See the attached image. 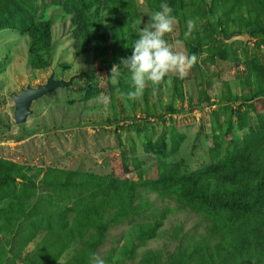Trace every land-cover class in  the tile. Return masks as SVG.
I'll return each instance as SVG.
<instances>
[{
    "label": "rangeland",
    "instance_id": "374dc122",
    "mask_svg": "<svg viewBox=\"0 0 264 264\" xmlns=\"http://www.w3.org/2000/svg\"><path fill=\"white\" fill-rule=\"evenodd\" d=\"M163 2L177 18L165 39L198 61L132 101L131 74L121 66L113 85L111 68ZM6 13L0 264H91L92 254L105 264H264L241 245L246 227L222 225L225 210L160 186L173 172L222 168L246 141L264 169V0H3ZM188 19L196 28L184 40ZM50 76L73 81L16 124L12 97ZM221 168L201 180L213 186Z\"/></svg>",
    "mask_w": 264,
    "mask_h": 264
},
{
    "label": "trees",
    "instance_id": "16d2710c",
    "mask_svg": "<svg viewBox=\"0 0 264 264\" xmlns=\"http://www.w3.org/2000/svg\"><path fill=\"white\" fill-rule=\"evenodd\" d=\"M9 18L7 13L0 14V29L7 26ZM261 132L264 133V129ZM248 144L246 141L248 149L234 155L222 168L212 166L201 173L181 176L179 172H173L171 177L161 180L160 186L167 188L169 193L175 190L174 193L181 195L183 200L202 201L225 210L222 225L226 229L246 227L247 235L241 245L264 258V169L260 168V157L249 150ZM220 168L223 173L213 176L216 180L213 186L209 187L201 180ZM104 228L105 225L99 227V232Z\"/></svg>",
    "mask_w": 264,
    "mask_h": 264
},
{
    "label": "clouds",
    "instance_id": "9594fccd",
    "mask_svg": "<svg viewBox=\"0 0 264 264\" xmlns=\"http://www.w3.org/2000/svg\"><path fill=\"white\" fill-rule=\"evenodd\" d=\"M173 9L168 3L159 5V10L150 17L149 22L138 29V39L132 46V55L121 58L119 64L111 68L110 82L115 85L122 75L121 66L131 74L130 90L127 98L136 101L142 98L145 89L150 84L160 85L165 78L171 75H178L181 79L187 77L191 69L197 64L198 58L195 54L188 55L183 51L184 41L174 39L171 43L165 36L172 34L177 25V18L172 14ZM135 27V25H133ZM196 28V20L186 21L184 40L192 36ZM171 83L169 79L167 81ZM98 101L107 109L110 104V97L101 94ZM91 264H105V261L98 254H92Z\"/></svg>",
    "mask_w": 264,
    "mask_h": 264
},
{
    "label": "water",
    "instance_id": "95a60500",
    "mask_svg": "<svg viewBox=\"0 0 264 264\" xmlns=\"http://www.w3.org/2000/svg\"><path fill=\"white\" fill-rule=\"evenodd\" d=\"M247 35H241L232 37L229 41H247ZM73 79L65 82L63 80H55L53 76L47 79L44 85H40L37 88L27 86L20 91L19 95L12 97L14 102L13 118L16 124H23L26 122L28 115L31 113V105L34 101L40 99L45 94L54 91L57 88L68 87L72 84Z\"/></svg>",
    "mask_w": 264,
    "mask_h": 264
}]
</instances>
